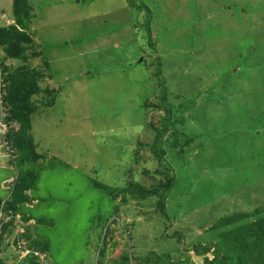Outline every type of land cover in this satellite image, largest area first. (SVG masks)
<instances>
[{"label": "rangeland", "instance_id": "374dc122", "mask_svg": "<svg viewBox=\"0 0 264 264\" xmlns=\"http://www.w3.org/2000/svg\"><path fill=\"white\" fill-rule=\"evenodd\" d=\"M124 1L29 0L39 56L28 67L40 69L41 87L57 97L53 108H41L32 118L38 151L55 159H48L31 193L37 204L23 208L46 221L37 224V234L49 244L42 264H96V245L104 241L117 245L102 264H111L123 250L137 258L131 264L165 261V256L171 261L181 249L173 236L177 232L189 248L214 241L216 232L209 227L221 217L256 210L264 217V7L251 11L246 21L242 10L249 0H144L154 12L151 40L160 37L154 53L141 28L143 13L131 11ZM190 13L201 19L193 26L204 29L193 46L175 22ZM2 15L12 21V0H0V27ZM157 56L166 102L177 105L185 94L196 101V110L178 128L199 136L181 166L173 167L178 186L166 200L170 221L156 216L153 199L118 205V198L117 213L102 227L97 217L105 220L109 206L86 173L101 170L98 180L106 184L143 182L145 169L154 177L150 182L163 177L155 174L163 168L150 149L166 116L153 108L159 98L153 76ZM18 65L12 61L10 66ZM9 159L0 147V197L15 176ZM209 182L215 186L208 188ZM174 204L179 211L170 209ZM22 257L12 250L3 255L5 264H20Z\"/></svg>", "mask_w": 264, "mask_h": 264}, {"label": "trees", "instance_id": "16d2710c", "mask_svg": "<svg viewBox=\"0 0 264 264\" xmlns=\"http://www.w3.org/2000/svg\"><path fill=\"white\" fill-rule=\"evenodd\" d=\"M124 2L131 11L143 13L141 28L147 36L148 46L155 53L154 48L159 43L160 37L151 40L150 36L154 12L144 0H125ZM250 3L251 0H249L248 8L242 10L246 21L248 20L245 16L249 15L251 11L258 12L264 7V3L255 5L256 8L252 7ZM33 10L34 7L29 4V0H12L14 24L0 28V47L3 51L2 65L7 60L20 63L16 67H7V70L4 68L6 72L2 103L6 115L4 123L7 126V131L0 138V147L4 146L9 150L8 165L10 170L15 172V176L10 183L6 184L5 182L6 185L2 187V190L7 195L0 197V264H5L3 255L11 250L17 255L28 252L21 258L20 264H42L40 256H45V259L49 258L48 241L37 234V224L46 222L45 219H33L23 212L25 206L37 204V199H34L31 193L37 191L36 185L41 182L40 174L46 167L48 159L51 162L55 159L49 157L42 150L38 151L39 145L32 134L34 115L41 108L47 110L53 108L57 98L54 90L41 87L40 83L44 76L40 69L28 67L29 60L39 56V53L34 52L33 36L35 33L31 31L35 19ZM198 15L202 16V11L198 12ZM181 19H183L181 22L178 20L175 22L178 23L179 29L181 27L187 31L189 46H193L200 36L202 38L204 32V29L193 26V23L197 24L201 19L193 16L192 13ZM160 61L161 58L157 56L153 76L159 86V98L158 107L154 106L153 108H160L166 116L161 120L163 127L155 128L157 138L153 141L150 149L157 155L160 168H163V171H156L155 174L163 177L156 182H150L154 177L150 175L151 172L148 169H145L143 182H139L137 179L128 181L124 179L123 182L116 180L112 184H106L100 179L98 180L97 175L99 174V178L101 177V170H94L92 174L86 173L88 178L86 179L90 185L94 189L104 192L102 194L105 195L109 206L107 208L109 216H105V220L102 216L97 217L99 225L102 227L104 224L107 225L108 220L117 213L115 206L118 198V205H125L128 202H146L153 199L155 200L156 216L165 221L171 219V211L168 209L166 200L178 186L175 184L173 167L181 166L185 160L184 153H190L188 147L199 135H189L185 132L186 128L181 130L178 128V125H183L184 116L196 110V101L194 98L187 100L189 95L185 94L179 96L181 100L177 105L166 102L168 91L165 81L159 79L162 71ZM45 66L48 65L45 64ZM211 89L213 90V88ZM143 107L145 106L143 105ZM167 128H171L169 134ZM164 135L168 136L165 141H159L158 138ZM135 154H132V157L136 162L138 156ZM48 165L54 166L53 163ZM117 174L120 177V173ZM124 174L126 175V172ZM91 175L97 177L95 178L97 180L90 178ZM206 186L213 188L215 183L209 182ZM181 194L183 195V193ZM183 197L185 198V195ZM170 209L175 212L179 211L176 204ZM260 212L262 210H256L251 215L249 213H231V215L219 218L209 227V231L216 232V238L206 245L194 243L187 248L188 244L185 239L183 240L180 233L177 232L173 235L177 236V242L181 245V249L175 251L177 256H172L173 260L171 261H168L165 256V261L158 257L149 262L150 264H264V217H257ZM252 216L256 218L251 222H244ZM160 240L162 239L160 238ZM116 245V243H112L109 247L110 244L105 241L96 245L99 249L96 264H102L107 254L111 253ZM186 253L191 255L188 256ZM166 255L168 256V253ZM136 259L134 255L130 256L129 251L123 250L116 260L110 262L111 264H131ZM140 262L135 264H140ZM141 264H145V261L142 260Z\"/></svg>", "mask_w": 264, "mask_h": 264}, {"label": "built area", "instance_id": "2783aa9c", "mask_svg": "<svg viewBox=\"0 0 264 264\" xmlns=\"http://www.w3.org/2000/svg\"><path fill=\"white\" fill-rule=\"evenodd\" d=\"M2 18H5L2 16ZM9 23L7 22V25ZM2 59H3V51L2 48L0 47V138L4 136V134L7 131V126L4 123V118L6 117L5 112H4V107H3V95H4V88H5V81H4V75L7 70V67H10L11 65V60H7L3 65H2ZM6 68V70H4ZM3 148L7 149L6 147L3 146ZM7 151H9L7 149ZM24 256L28 254V252H23ZM26 254V255H25Z\"/></svg>", "mask_w": 264, "mask_h": 264}, {"label": "clouds", "instance_id": "9594fccd", "mask_svg": "<svg viewBox=\"0 0 264 264\" xmlns=\"http://www.w3.org/2000/svg\"><path fill=\"white\" fill-rule=\"evenodd\" d=\"M2 16H4V15H2ZM2 16H1V18H2ZM4 17H5V16H4ZM2 19L5 20V25L2 26V27H7V26H10V25H13V24H14L13 19H12V21L6 19V17H5V18H2ZM7 22L9 23L8 25H7ZM2 27H0V28H2ZM6 183H7V182H6Z\"/></svg>", "mask_w": 264, "mask_h": 264}]
</instances>
